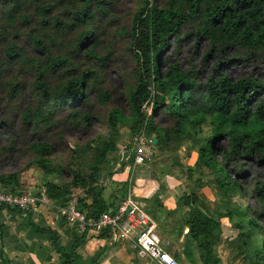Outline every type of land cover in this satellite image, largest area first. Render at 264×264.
Masks as SVG:
<instances>
[{
  "label": "rangeland",
  "instance_id": "rangeland-1",
  "mask_svg": "<svg viewBox=\"0 0 264 264\" xmlns=\"http://www.w3.org/2000/svg\"><path fill=\"white\" fill-rule=\"evenodd\" d=\"M140 1L91 0L89 7L94 12L89 25L92 26L94 35L81 47L72 49L81 26L72 25L58 31L51 23V17L69 21L70 8L76 0H0V173L16 171L20 189L32 191L31 187H35L32 192L41 198V205L33 214L38 223H55L54 216L62 214V209L70 205L77 208L75 199L81 194L80 190H74L67 204L59 208L43 194L42 182L51 180L60 184L71 178L72 171L87 172L95 145L109 136L115 138L114 149H120L129 142L130 153L124 161H131L138 145V132L141 130L133 133L129 128L131 119L128 117L127 94L132 86L135 71L133 56L128 47L127 29ZM153 1L161 6L166 0ZM185 30H188L187 27L183 28V31ZM30 33L40 35L43 46L35 45L29 36ZM9 45L15 52L12 55L8 54L11 52ZM86 47H93L102 58L95 59L85 55L82 49ZM45 52L64 55L70 62L69 65L60 66L57 71L46 76L45 82L48 86L64 81L68 75L89 69L88 75L95 77H86L82 87L86 100L76 104V115L71 114V108L67 105H57L54 108L52 124L33 128L21 121L20 111L25 106L33 107L38 99L42 98L39 88L33 82V67L36 61H43ZM172 58H176L184 69L196 70V80L199 82L216 73H225L231 80L246 76L261 81L264 92V50L246 51L237 45L219 48L217 45H210L202 37L195 39L189 35L181 39L176 48L173 42L166 46L160 68L165 70ZM101 89L109 92L104 104L97 100L98 91ZM155 94V98L168 101L169 96L166 93L162 94L157 90ZM112 107L119 108L127 117L121 122H116L114 130L110 129L107 121L108 111ZM145 108L149 111L150 103ZM82 112L88 114L87 122L81 119ZM153 121L162 127L171 125V119L163 107L154 112ZM211 128L212 125L206 117L195 133L177 141L169 140L159 144L152 142L150 160H154L156 164L152 168L156 175L154 179L156 181L157 177L160 179L170 174L183 175L193 182L200 191L198 198L201 208L212 214L220 223L219 232L211 242L220 264H252L253 260L260 261L261 256L264 257V211L258 216L253 211L248 214L255 219L258 228L251 229L250 236L246 238L245 231L248 226L245 221H242L241 226H237V216L234 213L225 215V210L227 206L236 208L238 204L246 205L251 210L258 208L254 193H251L250 189L255 180L262 181L264 185V162L250 158L241 159L245 171L236 175L235 180L241 184L243 195H223L214 185L213 172L195 162L196 149L204 138L210 135ZM143 131L154 137L152 133ZM40 140L51 144L52 149L47 156L53 164L61 168L59 174H45L33 162V153L29 150L28 143ZM225 143V138L217 137L213 146L216 148ZM110 154L111 152H108L107 157H111ZM101 168L99 177L105 180L101 184L107 200L113 190H118L117 194L123 190L121 187H111L107 170L112 168V164H105ZM160 187L158 182L151 197L157 195ZM88 198H85L86 202ZM182 208L183 206L175 204L173 209L166 211L180 213ZM62 224L76 227L74 223H68L66 218ZM182 224L183 221L179 218L174 226L180 229Z\"/></svg>",
  "mask_w": 264,
  "mask_h": 264
},
{
  "label": "trees",
  "instance_id": "trees-1",
  "mask_svg": "<svg viewBox=\"0 0 264 264\" xmlns=\"http://www.w3.org/2000/svg\"><path fill=\"white\" fill-rule=\"evenodd\" d=\"M91 0H76L70 8V20L63 21L51 17V23L58 31L72 25H80L75 47H81L93 37L92 26L89 25L93 9L89 7ZM102 7V6H99ZM103 9V8H102ZM19 10V9H18ZM187 27L188 30L183 31ZM128 47L134 60V79L127 94V102L133 133L145 130L154 135L155 144L167 143L197 132L200 124L208 117L212 125L211 133L205 137L196 149V163L213 172L214 185L223 195H243L241 184L235 176L245 169L241 159L250 158L264 162V92L262 82L246 76L231 80L225 73L208 75L203 82L196 80V70L184 69L176 58H172L165 70L160 68L161 57L169 43L175 48L179 41L192 35L195 39L204 38L210 45L225 48L237 45L246 51L264 50V0H166L161 6L153 0H141L134 10L128 26ZM49 35V34H48ZM35 45L43 46L38 34H29ZM9 55L14 54L9 45ZM45 50V49H44ZM85 55L101 59L100 53L93 47L83 48ZM207 54V52L205 53ZM220 63V62H218ZM70 62L61 54H44L43 61L34 64V83L39 88L42 98L33 106H25L20 111L21 121L33 128L47 127L53 123L54 108L57 105H67L71 114L76 115V104L85 101L82 90L88 71H82L54 86H48L46 76L57 71L60 66ZM201 69V68H200ZM95 77V76H93ZM166 93L164 98H155V91ZM247 92H246V91ZM109 97L106 89L98 91V102L104 104ZM150 103L149 111L145 106ZM160 107L166 109L171 119L170 126H158L153 121V115ZM81 119L88 121L86 112L80 113ZM127 117L117 107L109 109L107 121L114 130L116 122ZM217 137L226 139L225 145L214 147ZM33 153V162L45 174H59L61 168L53 164L47 153L52 149L44 140L28 143ZM115 138L109 136L92 148L91 161L87 172L72 171L71 178L60 184L44 180L42 192L56 206L64 207L71 199L74 190L81 194L75 201L78 209L85 210L86 216L96 217L112 203L102 196L103 185L98 180L101 164L108 152L114 150ZM231 173V174H230ZM17 172L0 173V181L18 186ZM127 182L120 184L122 193L127 188ZM251 193H254L258 208L249 209L246 205L227 206L225 215L234 213L237 216L236 225L242 221L248 226L246 238L251 229L258 228L255 219L249 213L258 215L264 211V185L262 181L252 183ZM89 197L88 201L85 198ZM176 206H187V225L184 234L182 252L190 261L197 264H220L218 256L212 249V239L219 232L220 223L200 206L195 192H181L175 198ZM253 211V212H252ZM25 219L29 227L38 232H50L51 243L59 254L57 264H72L75 247L81 237L71 242L68 250L55 243V235L49 227L35 225L26 213ZM61 220L63 215L60 214ZM242 233V231H240ZM243 241V239L241 240ZM257 248L255 254L257 253ZM176 257V256H175ZM1 264L10 262L0 247ZM252 264H264L255 259Z\"/></svg>",
  "mask_w": 264,
  "mask_h": 264
},
{
  "label": "crops",
  "instance_id": "crops-1",
  "mask_svg": "<svg viewBox=\"0 0 264 264\" xmlns=\"http://www.w3.org/2000/svg\"><path fill=\"white\" fill-rule=\"evenodd\" d=\"M154 160L146 159L143 162L130 166L128 161H121L117 167L108 171L111 187H121L122 182H127L125 192L117 194L116 190L106 200L104 188L103 198L114 204L126 192L139 201L155 224V229L164 245L171 253L176 250L175 256L180 264H197L190 261L182 252L184 234L187 225L182 224L177 229L174 226L179 218L184 221L187 218L188 207L184 206L181 212H168L175 207V198L181 192L193 191L199 197V188L183 176H172L167 174L155 181L153 171ZM160 183L161 187L157 195L151 197L154 188ZM34 191L35 187H31ZM105 191V190H104ZM35 194V193H34ZM104 194V195H103ZM39 198V197H38ZM41 205L40 200L36 206L26 213L29 219L37 226L49 227L55 235V243L62 245L68 250L71 242L81 237L75 247V256L72 264H156L145 256H139L130 237L119 236L116 230L103 228L100 232L86 231L74 224L76 227L65 224L63 226L60 214L54 216L53 221L38 223L33 214ZM0 210V247L7 259L13 264H57L59 254L51 243L50 232H38L29 227L25 214ZM63 215V213H62ZM70 223L69 221H67ZM73 224V223H70ZM40 241V242H37ZM40 246V249H38ZM1 264V262H0Z\"/></svg>",
  "mask_w": 264,
  "mask_h": 264
},
{
  "label": "built area",
  "instance_id": "built-area-1",
  "mask_svg": "<svg viewBox=\"0 0 264 264\" xmlns=\"http://www.w3.org/2000/svg\"><path fill=\"white\" fill-rule=\"evenodd\" d=\"M152 137L143 130L138 132V145L135 147L131 161L128 162L130 166L151 157ZM130 149L131 146L128 142L120 149L110 151V156H112L107 157L106 155L101 166L111 163L112 168L109 170H113L121 161L127 158ZM98 180L100 182L105 181L99 177V173ZM40 199L32 191L23 190L18 186L9 183L4 184L0 181V210L24 214L31 211L36 206V201ZM62 212L67 221L83 229L85 228L86 231L97 233L103 228H108L116 230L119 236L130 237L133 240L136 253L139 256L149 258L156 264H180L176 257L164 247L153 220L142 204L129 192H126L111 206L103 209L96 217L86 216L85 210L78 209L73 205L62 209Z\"/></svg>",
  "mask_w": 264,
  "mask_h": 264
},
{
  "label": "water",
  "instance_id": "water-1",
  "mask_svg": "<svg viewBox=\"0 0 264 264\" xmlns=\"http://www.w3.org/2000/svg\"><path fill=\"white\" fill-rule=\"evenodd\" d=\"M152 142L154 143L156 141L155 137H152ZM176 250L174 249V251L172 252V255L175 256Z\"/></svg>",
  "mask_w": 264,
  "mask_h": 264
}]
</instances>
